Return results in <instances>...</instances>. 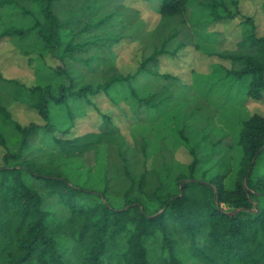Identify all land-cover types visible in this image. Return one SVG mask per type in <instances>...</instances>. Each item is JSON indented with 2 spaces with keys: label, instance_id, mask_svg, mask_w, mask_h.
<instances>
[{
  "label": "trees",
  "instance_id": "1",
  "mask_svg": "<svg viewBox=\"0 0 264 264\" xmlns=\"http://www.w3.org/2000/svg\"><path fill=\"white\" fill-rule=\"evenodd\" d=\"M113 1L0 0V41L9 38L20 54L35 55L37 75L45 70L43 83L32 88L0 77V146L7 152L0 166V264H264V175L254 180L264 156V117L240 122L233 187L226 185L234 172L229 149L214 156L215 172L199 179L203 160L186 132L201 122L205 131L213 116L205 103L192 101L179 78L158 70V56L174 57L193 44L185 18L194 5L210 22H220L238 15L237 2L230 8L224 0H160L161 21L150 34L160 44L137 73L124 76L110 65L112 48L122 33L134 39L144 34L136 10L121 3L107 12ZM19 16L32 24L8 22ZM242 26L239 50L218 54L233 68L220 67L214 86L225 83L228 93L236 88L260 101L264 37L251 17ZM47 56L62 65L50 68ZM101 93L128 106L137 127L134 149L108 117L99 132L66 138L65 125L85 114L89 96ZM181 99L186 113L177 134L193 162L160 155L165 143L159 142V156L149 165L154 140L144 125ZM14 102L37 110L45 125L22 127L8 110ZM57 109L65 110L59 121ZM38 138L51 150L45 161L26 155ZM103 146L111 161L103 192L82 188L58 170L62 158H83ZM111 186H126L121 200L112 199Z\"/></svg>",
  "mask_w": 264,
  "mask_h": 264
},
{
  "label": "rangeland",
  "instance_id": "2",
  "mask_svg": "<svg viewBox=\"0 0 264 264\" xmlns=\"http://www.w3.org/2000/svg\"><path fill=\"white\" fill-rule=\"evenodd\" d=\"M224 1L230 8L233 7L234 1L237 2L239 13L234 19L210 22L208 16L205 15L206 12L194 5L185 18V31L189 32L194 39L193 44L180 49L174 57L158 56L157 60L159 72L179 78L181 83L188 87L186 91L192 92V101L205 103V106L209 108V113L213 116L205 131L203 122L198 125L189 124L187 128L186 133L191 139V143L198 146L199 157L203 160L197 177L200 179L205 173L209 176L213 174L215 169L212 171L211 169L214 167L215 157L217 158L218 153L223 149H229L233 155L234 172L226 180V185L231 188L234 186L235 171L241 157V151L237 145L240 122L254 114L264 117V97L262 100L256 101L247 97L243 91L237 93L236 88L228 93L225 83L222 86H214L221 75L220 67L233 68L230 61L221 59L218 54L239 50L238 43L242 39V24L247 17L253 18L257 36L264 37V0ZM121 3L139 13V20L142 23L140 34H144V37L134 39L130 38L127 33H122L112 48L110 65H115L118 71L126 76L137 73L144 57L153 52L156 44L157 46L160 44L150 36L161 21L158 12L160 0H115L107 12L117 10ZM1 16L0 8V18ZM8 22L27 27L32 24L33 20L29 16H19L9 19ZM119 30L114 28L111 31L114 34H120ZM133 34L131 33V35ZM177 43L172 47L175 48ZM45 60L50 68L62 65L55 56H47ZM38 65L35 55L20 54L9 38L0 41V77L15 80L32 88L43 83L42 75L44 76L45 70L37 75ZM89 100L90 104L85 107V114L77 116L72 124L65 125L66 128H69L66 138L72 139L89 132H99L105 122L104 117H108L119 129L126 146L134 149L133 134L137 127L128 106L123 102L112 101L103 93L89 96ZM183 100L181 99L171 108L165 109L159 119L156 120L152 117L150 123L147 121L144 128L148 130L147 134H152L151 137L154 140L150 145V150L155 151L154 143L164 142L165 150L160 155L172 156L178 162L189 165L193 162L194 157L177 134L183 124L182 116L186 113ZM8 110L13 120L22 127H28L31 124L45 125L38 111L27 104L14 102L8 106ZM64 113L65 110L57 109L55 111L58 117L56 121H59ZM209 113L207 115H210ZM48 149L49 145L43 144L38 138L35 140L33 149L29 150L26 155L29 158L45 161L49 158L48 153L51 151ZM6 153L5 148L0 146V166L5 163ZM158 156L157 152L152 153L148 164L151 165L153 157ZM109 161L108 150L103 146L98 152H91L83 158L64 157L58 161L57 168L78 186L87 190L103 192L108 187L106 185L108 184L107 173L110 169ZM262 175H264V156L255 169L254 180ZM111 187H113L110 192L112 199L121 200L126 186ZM255 207H257L256 203ZM224 208L228 209L226 206ZM52 209L58 210L57 208Z\"/></svg>",
  "mask_w": 264,
  "mask_h": 264
}]
</instances>
